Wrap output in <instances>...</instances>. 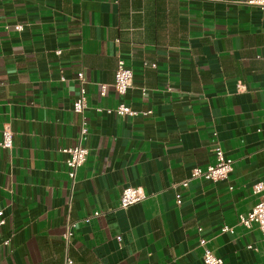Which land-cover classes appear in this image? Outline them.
Segmentation results:
<instances>
[{
  "label": "crops",
  "instance_id": "obj_1",
  "mask_svg": "<svg viewBox=\"0 0 264 264\" xmlns=\"http://www.w3.org/2000/svg\"><path fill=\"white\" fill-rule=\"evenodd\" d=\"M118 58L133 69L124 96L113 86ZM81 86L87 107L77 112ZM121 101L138 114L106 111ZM5 128L0 263L204 264L205 238L222 264H264L260 230L240 222L264 181V9L0 0V140ZM80 143L89 154L71 178L61 149ZM216 147L233 160L229 175L184 187ZM127 186L147 198L120 208Z\"/></svg>",
  "mask_w": 264,
  "mask_h": 264
},
{
  "label": "built area",
  "instance_id": "obj_2",
  "mask_svg": "<svg viewBox=\"0 0 264 264\" xmlns=\"http://www.w3.org/2000/svg\"><path fill=\"white\" fill-rule=\"evenodd\" d=\"M239 3L246 4L249 6H256L261 9H264V0H236ZM14 28L16 30H21L22 25H15ZM61 50H57V53H60ZM78 79L80 82H83L84 76L83 72L78 73ZM133 80V69L127 65L126 61L122 58H118L117 60V68L115 71V80H114V90L118 96H124L128 89L130 88ZM102 91L104 93L106 89V85H102ZM87 107V100L85 95V89L83 86L80 87V94L73 102V109L77 112H83ZM98 110H102L99 108ZM107 112H116L119 115H137L138 110L133 109L129 104L121 101L114 109H107ZM151 111H147L145 113H149ZM88 133V127L86 121L83 122L80 130V137L84 138ZM13 145V132L9 128H5L2 131V139L0 140V146L10 148ZM62 152L67 154V158L65 160L66 165L69 168V176L74 178L78 168L84 164L87 160L89 149L80 144H77L72 147H65L61 149ZM215 153V162L213 164L208 165L207 167H199L196 166L191 170L190 176L183 180L181 184L184 187H188V185L195 179H206L212 181H218L226 178L229 173L233 169V160L225 156V152L221 147H216L214 149ZM254 192L258 194V201L255 206L252 208L250 212L246 215H240V222L245 225L247 228H251L256 226L264 239V181H258L254 185ZM147 198V194L140 187L127 186L123 189L120 200L119 207L126 208L130 205L138 203ZM177 202H181V195L177 194ZM2 211H0V215ZM100 214V211L94 212V215L97 216ZM88 220V218H87ZM3 222V220H1ZM77 225V222H69L66 231L63 236L69 240V238L73 235V228ZM229 230V227L225 226L223 231ZM0 243V249L4 244ZM201 245L204 246L203 252V261L204 264H222L223 259L215 254L210 248L206 246L207 239H200ZM2 264V263H0ZM66 264H73L71 258L67 257Z\"/></svg>",
  "mask_w": 264,
  "mask_h": 264
}]
</instances>
